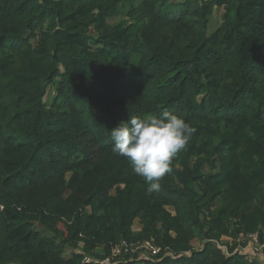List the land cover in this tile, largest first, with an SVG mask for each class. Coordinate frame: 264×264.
<instances>
[{
  "label": "trees",
  "instance_id": "16d2710c",
  "mask_svg": "<svg viewBox=\"0 0 264 264\" xmlns=\"http://www.w3.org/2000/svg\"><path fill=\"white\" fill-rule=\"evenodd\" d=\"M163 110L197 131L148 193L109 133ZM256 232L264 0H0V264H100L143 241L160 252L110 264H264L219 243Z\"/></svg>",
  "mask_w": 264,
  "mask_h": 264
},
{
  "label": "clouds",
  "instance_id": "9594fccd",
  "mask_svg": "<svg viewBox=\"0 0 264 264\" xmlns=\"http://www.w3.org/2000/svg\"><path fill=\"white\" fill-rule=\"evenodd\" d=\"M196 128L169 110L158 115L131 116L110 130L112 153L124 157L134 175L143 178L147 192L159 191L173 159L184 150Z\"/></svg>",
  "mask_w": 264,
  "mask_h": 264
},
{
  "label": "rangeland",
  "instance_id": "374dc122",
  "mask_svg": "<svg viewBox=\"0 0 264 264\" xmlns=\"http://www.w3.org/2000/svg\"><path fill=\"white\" fill-rule=\"evenodd\" d=\"M222 9H217L216 12H215V16L211 19L210 21V24L208 26V30L211 31L213 29H215V27L218 25V23L221 21V13H222ZM213 14L210 16L212 17ZM124 19V16H115L114 18L110 19V22L111 23H115V22H118L120 20H123ZM45 96H44V101L47 105H50L51 102L53 101L55 95H56V88H55V84L54 85H48V87L46 88V91H45ZM70 174L67 175V177H69ZM113 192V191H112ZM169 209V208H168ZM172 209V208H170ZM36 228L37 229H40V227L38 225H36ZM133 227H134V224H133ZM241 239V241L237 242L239 243L241 246L245 245L246 243V240L242 237H239ZM244 242V243H243ZM194 243V241H193ZM234 244V241L231 239V238H227L221 242V245L227 249L229 246L233 245ZM195 248V247H194ZM71 254V251L69 252V255ZM134 254H137L138 257H141V258H144V257H148V256H151L149 251L148 250H145V249H136L135 250V253H133L132 255ZM68 253H65V256H69ZM93 258V257H92ZM111 258V257H110ZM115 258V257H114ZM113 258V259H114ZM108 261H111V260H108ZM107 261L106 264H109V262Z\"/></svg>",
  "mask_w": 264,
  "mask_h": 264
},
{
  "label": "built area",
  "instance_id": "2783aa9c",
  "mask_svg": "<svg viewBox=\"0 0 264 264\" xmlns=\"http://www.w3.org/2000/svg\"><path fill=\"white\" fill-rule=\"evenodd\" d=\"M249 237L254 241L255 250L264 254V233H263L261 239L259 238V233L258 232L249 235ZM122 246H126V248L124 249V252L122 251ZM139 248L142 249V250L143 249L148 250L150 255H156L161 250L160 247L155 246L150 241H143V242H140V243L131 244L129 246H127L126 244H122L120 246H117V247H115L112 250V253H111L110 257L112 258V257H115V256H119V255H121L123 253H128V254L132 255L133 253H135V250L139 249ZM237 249H241V248L237 247ZM110 257L99 261V263L100 264H106L107 261L110 260ZM92 259H93L92 257L86 256V257H84V261L83 262H89V261H92ZM108 262L110 264L111 261H108Z\"/></svg>",
  "mask_w": 264,
  "mask_h": 264
},
{
  "label": "crops",
  "instance_id": "0c3cea01",
  "mask_svg": "<svg viewBox=\"0 0 264 264\" xmlns=\"http://www.w3.org/2000/svg\"><path fill=\"white\" fill-rule=\"evenodd\" d=\"M173 1H178L179 2V1H182V0H173ZM217 9H222V11H223V7H217L216 9H214V11L212 13L213 16L209 17V21H211V19L215 16V12H216ZM133 228L135 230H139L141 228V224L139 223V220L136 219L134 221V227ZM224 238L227 239V238H231V237L222 236L220 238V240H219V243H221L224 240ZM244 239L246 240L245 245L244 246H240L239 245L238 247L241 248L244 252L250 254L253 259H256L258 262L264 263V254L255 250L254 241L249 236L244 237ZM232 240L234 242L241 241V239L239 237L236 238V239H232ZM193 241H194V243H193ZM192 245L195 248H199V247L202 246V243L198 239H193L192 240ZM68 255H69V253H68Z\"/></svg>",
  "mask_w": 264,
  "mask_h": 264
}]
</instances>
